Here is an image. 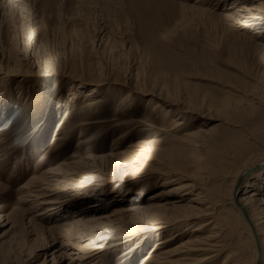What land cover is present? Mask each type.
<instances>
[{"label": "rangeland", "instance_id": "obj_1", "mask_svg": "<svg viewBox=\"0 0 264 264\" xmlns=\"http://www.w3.org/2000/svg\"><path fill=\"white\" fill-rule=\"evenodd\" d=\"M194 1L0 0V264H67L55 241L73 215H107L84 232L111 247L72 264H140L189 235L171 223L185 212L128 207L182 181L215 202L224 235L241 238L229 200L264 154V0ZM175 121L181 129L168 131ZM81 155L58 209L35 216L23 184ZM64 166L49 176L64 180ZM244 188L264 197V168ZM182 195L168 197L186 204L192 193ZM154 219L163 227L149 228Z\"/></svg>", "mask_w": 264, "mask_h": 264}, {"label": "bare ground", "instance_id": "obj_2", "mask_svg": "<svg viewBox=\"0 0 264 264\" xmlns=\"http://www.w3.org/2000/svg\"><path fill=\"white\" fill-rule=\"evenodd\" d=\"M206 1L209 0H195V7H201ZM261 31H263V29L258 28V30L255 31V34H258ZM98 102L99 99H89L86 101L85 105H94ZM180 129L181 122L175 121L173 125H171L167 130L173 131V133H177ZM199 130L200 129H197V132H199ZM197 132L195 131V133ZM186 135H194V132L187 133ZM58 138L59 137H57V135L55 138H53V144ZM4 139L5 138L0 135V145L4 143ZM1 147L2 146H0V148ZM0 152H2V150H0ZM116 154L124 155L125 157V155L128 156L129 152L126 150H121L116 152ZM2 155L3 154H0V156ZM84 158L85 156L81 155L79 160H72L69 162L62 161L55 167L46 168L40 173L32 175L23 184L25 189L24 192L21 193L20 199L29 200L32 205H30V207H38L39 210L37 211V213H35V216H40V218L43 215L45 216L47 212H51L53 210L56 211L60 206L58 204V199L60 198L59 193L62 188L68 185L70 187H73L74 183L76 181H79V178L77 177L79 175V171L77 170L78 167H76V165L77 163L83 161ZM83 162H86V160ZM61 165H65L64 180L61 181L55 178L53 179V176H49L56 173V169ZM263 168L264 154L259 158L253 160L250 165L245 166L234 183L229 203L236 211L237 221H235L236 223H234L236 225L235 227L238 229L240 234H242L241 238L238 241L235 240V237H232L231 235H224V231L227 229V227H225L224 225L222 226V224L217 221V218L215 216L217 211V209L215 208V202L209 201L207 195L204 194L203 191H194L196 188V183H194V181L192 182L191 180V182L182 181L178 182L175 186L159 189L152 196L163 195L165 198L160 202H151L149 205L138 204L128 207V209L130 210H142L145 208H155L159 210L183 209L185 212L182 216L173 217L171 219V223L176 224L184 222V228L180 230V233H188L189 235L181 239L172 248L164 250L161 249V251H158L157 253H150L140 264H210L217 258L222 256L227 250L228 251L225 256L217 264H264V197H259V194H257V192L255 191H246L245 188L244 192L240 193L241 185L249 177L258 172L259 169ZM175 179H178V177L176 178L173 176L171 177L170 175H164V177L161 178V183H170ZM176 191L181 192L183 195L192 193V196H190V199L188 202H186V204H183L184 199L182 197H179L175 200L168 197L170 193ZM219 201L222 204L224 203L223 198L219 199ZM225 208L226 207H223L221 210L225 212ZM226 210H228V208H226ZM2 217L3 215H0V219ZM71 217V220H67L69 222L65 224V231L68 235V238L64 240L62 239L61 241H55L60 242L59 250H62L61 252H64L65 254L67 252L65 250L69 251L70 256L67 257V264H72L75 261L77 262V260L78 263L84 262L92 256H94L92 258L94 259L96 257H99L100 253L105 249L111 247V245L108 244H102L96 241L94 242V239L92 240L94 244L92 243L93 245L90 246V243L87 242V233L84 232V230L86 229L85 224H87L88 221L98 222L101 218L107 217V215H93L88 219H84L85 217L81 215H73ZM164 218V221H166L167 217ZM6 219H9L8 215L5 216V219L0 222V226ZM100 222L101 221H99L98 223ZM162 223H164L162 220L154 219V221L150 222L149 228L159 229L163 227ZM72 237L80 239L79 241L77 240L78 242H73L71 240ZM173 238V236L169 235V237L159 241L158 244L171 242ZM80 240L85 241L81 243ZM89 240L91 239L89 238ZM232 243H238L234 250L229 249ZM175 255L176 257H174Z\"/></svg>", "mask_w": 264, "mask_h": 264}]
</instances>
